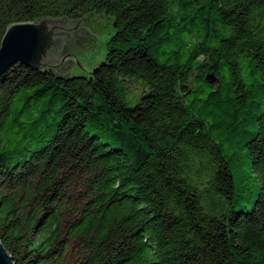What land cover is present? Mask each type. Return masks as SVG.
<instances>
[{
  "label": "trees",
  "instance_id": "obj_1",
  "mask_svg": "<svg viewBox=\"0 0 264 264\" xmlns=\"http://www.w3.org/2000/svg\"><path fill=\"white\" fill-rule=\"evenodd\" d=\"M94 14L114 32L89 76L0 75L13 263L264 264V0H0V42Z\"/></svg>",
  "mask_w": 264,
  "mask_h": 264
},
{
  "label": "water",
  "instance_id": "obj_2",
  "mask_svg": "<svg viewBox=\"0 0 264 264\" xmlns=\"http://www.w3.org/2000/svg\"><path fill=\"white\" fill-rule=\"evenodd\" d=\"M89 18L82 20V25ZM101 18L96 21L100 23ZM95 40L98 38L82 27L80 21L67 18L45 17L11 24L0 42V75L16 63L37 71L51 70L58 79L76 76L77 66L90 73L75 54L83 50L88 52L89 58L93 55ZM207 80L211 83L216 81L213 75H209ZM0 264H14L1 243Z\"/></svg>",
  "mask_w": 264,
  "mask_h": 264
},
{
  "label": "rangeland",
  "instance_id": "obj_3",
  "mask_svg": "<svg viewBox=\"0 0 264 264\" xmlns=\"http://www.w3.org/2000/svg\"><path fill=\"white\" fill-rule=\"evenodd\" d=\"M100 16L102 18L99 23V20L96 21V19ZM82 23L83 21H80V25L82 27H85L90 32V34L95 35L98 38L97 41L95 40V46L92 50L93 55H89V58L88 52L83 50H81L80 54H75L76 59L79 60L81 64L91 72L93 67L97 65L99 61L101 62L105 58L106 43L114 32L113 24L110 17L96 14L90 16L88 21L84 22L83 25ZM76 76H89V72H87L82 67L77 66ZM128 87L130 90V97L133 99H136V97L143 91V87L141 86L140 82L130 83Z\"/></svg>",
  "mask_w": 264,
  "mask_h": 264
}]
</instances>
